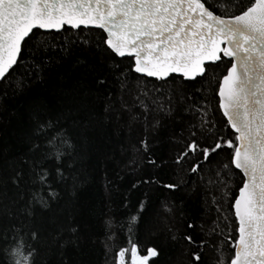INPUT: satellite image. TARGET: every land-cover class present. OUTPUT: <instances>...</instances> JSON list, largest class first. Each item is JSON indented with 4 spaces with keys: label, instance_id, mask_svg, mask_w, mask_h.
Masks as SVG:
<instances>
[{
    "label": "snow or ice",
    "instance_id": "obj_1",
    "mask_svg": "<svg viewBox=\"0 0 264 264\" xmlns=\"http://www.w3.org/2000/svg\"><path fill=\"white\" fill-rule=\"evenodd\" d=\"M90 26L102 30L103 51L109 53L105 62L111 60V54L133 58L125 68L114 65L122 86L130 72L165 82L170 74L194 80L218 68L217 62L228 61L225 73L213 80L218 84V109L232 133L228 138L217 136L210 146H201L192 129L208 133L215 128L201 116L188 130L191 139L175 163L198 155L186 169L197 173L201 160L211 163V154L231 150L230 162L221 165L215 175L223 173L219 192L221 199L227 200L232 187L228 173L234 166L242 174L230 206L237 235L225 236L216 246L221 257L218 264H225L222 248L229 239L227 264H264V0H0V81H9L10 70H15L25 49H30L34 62L36 56L41 57L37 69L47 63L43 58L50 46L38 32L83 31ZM61 51L67 53V46ZM77 64L83 66L84 82L67 91L58 89L57 107L39 97L9 106L7 90L0 98V222L21 214L38 218V226L29 232L33 244L21 243L15 226L0 231V264H37V257L42 256L48 264H88L84 249L91 236L77 217L87 211L82 195L89 177L106 159L102 121L89 96L106 85L107 74L90 66L87 59L77 60ZM36 76L40 78L38 71ZM9 86L13 96L24 91L23 80L14 85L9 82ZM148 96L144 92L135 98L145 116L150 104L155 105L154 112L172 114L170 98L162 103L151 98L148 103L144 99ZM180 99H185L183 94ZM189 110V106L182 108ZM140 144L146 151V141ZM149 163L155 165L154 160ZM150 182L158 183L154 177L141 178L131 188ZM163 187L174 191L180 183ZM143 210L144 201L140 200L138 212ZM137 222L138 215L128 218L129 233ZM105 223L111 233L112 225ZM186 227L194 225L187 223ZM10 234L16 240L14 245L9 242ZM170 238L178 239L175 234ZM111 239V235L106 238V253ZM179 239L193 248L192 264H202L196 249L202 250L205 241L197 243L187 233ZM159 255L156 247H147L141 254L129 240V247L116 251L113 264H149L150 258Z\"/></svg>",
    "mask_w": 264,
    "mask_h": 264
},
{
    "label": "trees",
    "instance_id": "obj_2",
    "mask_svg": "<svg viewBox=\"0 0 264 264\" xmlns=\"http://www.w3.org/2000/svg\"><path fill=\"white\" fill-rule=\"evenodd\" d=\"M208 2L212 3L213 0ZM242 2L247 3V0ZM37 35L50 46L46 49L48 55L43 58L47 63L37 69L41 57L36 56L34 62L30 49L22 52L20 62L14 66L15 70L10 71L9 81H0V98H4L3 94L7 90L6 102L9 106L39 97L57 107L55 94L58 89L67 91L84 82L81 74L83 66L77 64V60L87 59L90 66L95 65L107 74L106 85L99 91L93 90L89 96L102 121L104 135L101 141L106 159L89 177L82 195L87 211L77 217L78 221L87 225L91 236L89 246L84 249L88 264H113L116 251L120 247H129V240L137 244L141 254L147 247H156L160 251L159 257L150 258L149 264H153V261L155 264H192L190 253L193 248L179 239L186 233L193 235L197 243L205 241L202 250L196 249L201 253L202 264H218L221 257L216 246L224 241L225 236L237 235L235 228L238 225L234 222V212L230 206L238 194L242 174L232 167L228 173L232 177V187L227 200H222L219 188L223 173L220 177L215 173L221 165L230 162L231 150H218V155L211 154V163L201 160L202 168L197 173L187 172L186 169L198 159V155L182 159L179 165L175 159L191 139L188 130L199 123L201 116L215 124V128L208 133L199 128L192 129L196 131L195 139L201 146H210L217 136L228 138L232 133L226 118L218 109V84L213 80V77L218 79L225 73L226 67L230 66L228 61L217 62L218 68H212L203 77L198 76L194 80L171 75L165 82L130 72L122 86L118 79L120 72L114 65L125 68L133 62V58L111 54V60L105 62L109 53L103 51L102 30H62L60 33L43 35L38 32ZM62 46H67V53L61 51ZM205 67L207 69L208 65ZM21 80L24 81V91L13 96L9 82L14 85ZM144 92L149 94L144 97L148 103L151 98L161 103L170 98L173 102L172 114L168 116L154 112L152 109L155 105L150 104L145 116V110L135 99ZM181 94L184 100L180 99ZM185 106H189L190 110L182 111ZM141 140L147 143L146 151L140 144ZM149 160H154L155 165L150 164ZM151 177L158 183H141L135 189L131 188L137 179ZM166 183H180V187L169 190L163 187ZM140 200L144 201V210L138 212ZM35 207L38 209L39 205ZM131 215H138V222L129 233L127 225ZM106 221L112 225L111 233ZM187 223H192L194 227L188 229ZM13 226L19 229L17 238L21 243L25 246L35 243L29 232L38 226L37 217L21 214L11 221L0 222V231ZM173 234L178 237L176 241L170 238ZM109 235L112 239L106 253L105 243ZM9 242L13 245L16 243L11 234ZM230 243L231 239L222 248L225 264L231 255L228 247ZM37 264L48 262L42 256L37 257Z\"/></svg>",
    "mask_w": 264,
    "mask_h": 264
},
{
    "label": "water",
    "instance_id": "obj_3",
    "mask_svg": "<svg viewBox=\"0 0 264 264\" xmlns=\"http://www.w3.org/2000/svg\"><path fill=\"white\" fill-rule=\"evenodd\" d=\"M89 28H94V27H91V26H90ZM95 29H98V28H95ZM100 30H101V29H100ZM126 57H127V56H126ZM130 58H131V57H130ZM206 65H207V64H206ZM206 65H205V66H206ZM10 71H11V70H10ZM140 75H143V74H140ZM171 75H178V76H180L179 74H170L169 77H170ZM143 76H146V75H143ZM146 77H147V76H146ZM197 77H198V76H197ZM197 77H196V78H197ZM149 78H153V77H149ZM154 79H156V78H154ZM186 80H193V79H186Z\"/></svg>",
    "mask_w": 264,
    "mask_h": 264
},
{
    "label": "rangeland",
    "instance_id": "obj_4",
    "mask_svg": "<svg viewBox=\"0 0 264 264\" xmlns=\"http://www.w3.org/2000/svg\"><path fill=\"white\" fill-rule=\"evenodd\" d=\"M128 259H129V258L126 256V262L128 261Z\"/></svg>",
    "mask_w": 264,
    "mask_h": 264
}]
</instances>
